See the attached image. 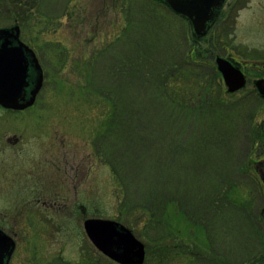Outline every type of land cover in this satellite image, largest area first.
<instances>
[{"label":"rangeland","instance_id":"1","mask_svg":"<svg viewBox=\"0 0 264 264\" xmlns=\"http://www.w3.org/2000/svg\"><path fill=\"white\" fill-rule=\"evenodd\" d=\"M7 1L3 7L0 4V27L11 26L15 20L25 21L27 28L22 37L32 38L31 45L39 50L45 68L44 84L32 108L16 113L17 121L21 122L16 121L12 127L15 119L9 123L1 121L11 118L0 119V225L17 232L20 245L13 264H117L89 241L83 227L88 217L111 218L131 228L146 243L142 264H190L176 257L167 261L165 253L161 258L162 252L157 250L160 243L189 251L195 260L192 264H219L220 256L228 257L227 253L239 262L246 260L247 252L250 255L257 252L259 240L262 241L259 251L264 253V200H260L259 191L252 192L256 190L253 186L258 188L257 183L251 177L241 176L252 175L242 169L257 168L264 177V149L256 145L250 153L240 143L220 147L217 142L222 127L214 119L210 121L216 112L204 113L220 109L218 102H222L234 111L228 114L222 109L223 116L235 113L236 120L245 117L233 137L239 133L240 138L245 136L250 143L251 138L260 137L259 131L264 134V99L259 100L252 93L254 76L264 75V0H229L222 18L200 39L193 37L182 18L169 13L156 0H89L86 16L81 10L72 13V9L87 0ZM124 2L130 6L127 16ZM23 3L29 4V11L21 6ZM141 13L145 22L138 18ZM154 22L156 26L167 24L174 29L177 39L180 35L189 36V45L197 53L194 57L202 68L189 74L175 72L169 86L156 89L157 98L147 95L143 102L139 98L138 102H130L132 109L140 110V115L132 119H138L140 124L131 125L130 136L135 138L133 142L139 141L140 148L152 142L150 153L154 154L153 159L157 157L159 166L157 172L148 171L145 165L149 163L144 157L138 171H132V157L125 155V130L119 133L122 123L130 120L131 115L126 110L121 116L115 114L111 96L105 90H89L87 80L93 64L91 56L93 59L108 56L109 52L103 54L102 50L96 54L98 48L109 43L106 41L123 35L114 42L113 51L111 47L113 55H124L125 48L132 46V42L125 43V24L131 32L127 38L142 43L144 39H156ZM169 29L165 30L168 34ZM46 31L49 41L44 36ZM170 35L175 36L172 31ZM161 40L170 41L163 37ZM163 47L158 46L151 53L171 56L172 52ZM224 54L247 64L243 69L250 74L249 82L237 92L229 93L224 83L217 82L216 77L220 79L221 75L214 58ZM105 59L99 60L103 67ZM173 62L177 67V62ZM174 90L177 102L173 99ZM121 101L127 103L124 98ZM13 137L18 138L16 145L12 144ZM171 138L175 141L190 138L186 151L193 156V162H186L174 150L171 157L163 155L162 145L166 149ZM256 159H260L258 164H254ZM35 162L47 164L46 170L38 168L33 172ZM57 179L62 180L61 185L64 181L71 185L70 201L30 199L31 194L61 192ZM177 181L191 188L192 195L184 199L188 207L194 202L192 211L202 203L198 198L210 206L213 186L209 184H221L216 198L223 202L227 198L225 192H230L232 197L228 192L230 203L226 207L232 215L228 218L222 208L216 209L227 217L221 222L218 213L211 211L207 216L196 213L189 219L176 203L167 202L164 209L158 207L161 210L158 218L168 224L174 235L159 241L163 226L157 224L156 218L144 219L136 204L148 202L156 211L155 193L159 197L166 191L178 195L181 189L172 186ZM197 185L199 189H194ZM75 192L80 196L71 202ZM203 223L207 228L199 225ZM227 236L234 238L226 242ZM25 237L32 244L30 241L25 244Z\"/></svg>","mask_w":264,"mask_h":264},{"label":"trees","instance_id":"2","mask_svg":"<svg viewBox=\"0 0 264 264\" xmlns=\"http://www.w3.org/2000/svg\"><path fill=\"white\" fill-rule=\"evenodd\" d=\"M0 2H1L0 4H2V7H3L5 6L3 2L7 3L8 1L0 0ZM157 2H158V5L162 6L159 1ZM123 4H125V2ZM21 6H24V3L21 4ZM125 6L127 7V9H125V14L127 16L128 10H130V6L126 4ZM88 8H89V5L87 6V9ZM87 9L83 3L81 5H77L76 9L73 8L72 13L75 11L81 10V13L84 16H86ZM75 15L80 16L81 14L76 13ZM138 18L140 19L141 22L142 20L143 22H145V15L143 13H141V15L138 16ZM152 26H153L154 31L158 32V34L154 35L156 39L155 40H153L152 38L144 39L142 43H139L140 41L127 38L129 36V33L131 32L128 26L125 24V36L127 35V37H125V41H126L125 43L132 42L131 43L132 46L125 48L124 55H121V56L117 54L113 55V52L111 53L110 49L112 47V51L114 50V46H113L114 42L117 41L119 38H121L123 35H116L115 37L113 36L112 39H109L108 41H106L109 43L105 44L102 48H98L96 50V54L100 50H102L101 53L103 54L109 52L107 54L108 55L107 57L103 56L100 58V59H105L106 57L105 62L107 63L105 64V67H103L100 64V61H99L100 59L98 56H95L94 59H93V56H91L93 64H91L89 67L90 72H89L88 80H87V83H88L87 86L89 90L93 92H99V91L105 90L107 93V96L109 95L111 96L112 102H114V113L115 114L117 113V115L121 116V114H123L124 111L126 110L125 113L131 115L130 120L126 119V122L124 121L125 123H122L123 127L119 131V133L122 130H125V155H127L128 157H132L133 164L130 165L132 171L134 170L138 171L140 167V163H141L140 160L142 161L144 157L149 163L145 165L148 171L157 172V169L159 166L156 165L157 157L156 159H153L154 154L150 153L152 150L150 149L152 147V146L150 147V144L152 145V142H150V144L147 146H144L141 143L142 146L140 148L139 141H137V143L133 142V139L135 138H132L130 136V135H133V133L131 132V125L136 124L134 127H138L139 126L138 124H140V121H138V119H136V121L132 120L133 118H136V116L140 115L139 113L140 110L136 112L135 108L132 109L130 106V102H138L136 101V99L138 98L140 102H143L146 99L147 95L152 96V98H157L155 96L156 89L160 91L161 87L169 86L171 79L173 75L175 74V72L189 74V73H193L192 71H195V70L200 71L202 68V65H200V62H198L194 57L197 55V53L194 52V50L189 45V41H188L189 36L187 37V35L184 34L183 36L180 35V39L179 38L177 39V32L174 29H169L170 27L167 26V24H163V26H161V24H157L156 26V22H154V25ZM168 29L170 30L169 34L165 31ZM171 31L175 34L176 37L173 35H170ZM167 35H170V37H168ZM162 37L170 41L167 42L166 40H161ZM151 39L152 41H150ZM158 46L160 47L164 46L163 48L165 49V51H171L172 52L170 54L171 56H168V54L160 55V54L151 53L152 50L154 48L155 49L158 48ZM173 61L177 62L178 64L177 67L175 66V63ZM173 68H176V69H173ZM97 71L101 74L100 76H98ZM122 77H123V80H122ZM208 78L210 79V77ZM216 79L218 82V77H216ZM173 93H174L173 99L175 100V102H177L176 97L178 95L176 93V90H174ZM161 97H162V94L160 92L159 98L161 99ZM256 97L259 100L262 99L260 98L259 95L258 96L256 95ZM123 98L125 102L127 103L125 104L122 103L123 101L121 100ZM162 99L168 101L165 97H163ZM182 103L183 102H179V105ZM218 103L221 104L220 109L214 110L212 109L213 107L211 106V109L213 110L212 112L210 113L206 111L204 112L208 114H214L216 112V116L211 117L210 121L214 119L215 121H217L216 123H219L220 126L222 127L220 138H218L217 145H219L220 147H224V146H227L228 143H232L235 146H237L240 143L241 146L247 147V150L250 151V153L253 152L252 147H255L256 145L258 147H263L264 149V134L261 135L260 131L257 134L260 137L251 138L250 143H249V140L245 136L243 137L241 136L240 138L238 136L239 133H236L235 136L233 137V133L235 132V129L238 127L240 123H242L245 120V117H243V119L240 118L236 120L235 113L232 115H228L229 114L228 112L233 113L234 112L233 110H229L227 107L224 106L222 102H218ZM222 109L225 110V113L227 112L228 114L223 116L224 112L222 111ZM201 112H202V109H201ZM205 118H203L202 120H204ZM124 126H125V129H123ZM128 127H130V129ZM134 130L136 131V129ZM165 132L163 134V143L166 140ZM189 140L190 138H186V139L184 138L182 140L175 141L173 138H171L167 144L166 149H164L163 148L164 146L162 145L161 152L163 153V155L171 157L170 155L171 151L174 150V154L176 155L177 153H179L186 162H191V161L193 162L194 161L193 156L190 157V154L187 153L186 151V144H189ZM121 141L123 142L124 138L121 139ZM259 160L260 159H256L255 161L253 160L254 164H257ZM244 166L245 165L243 164L241 168H244ZM242 170L248 171L249 173L252 174V175L243 174L241 176L251 177L252 180L257 183L258 188L257 186H253V187H256V190L252 192L256 193L259 191L261 194L260 200H264V181L262 180L261 174L260 173L258 174L259 170L257 168H254V169L248 168V169H242ZM177 182L178 184H175L174 182L172 186L173 188L179 187L181 189V192L178 195L176 194V192L173 193L172 191H169V192L166 191L162 194L161 197H159L157 193H155V201L157 202L155 203L156 211L154 210L153 206L150 205L148 202H142V203L136 204V208L142 211L144 219L145 217H148L151 219L156 218L157 224H160L161 226H163V228H161L162 236L159 238V241H165L167 238L173 237L174 235V232L171 231L168 224H166L165 222L161 223L158 218V215L161 211L158 209V207L162 206V208L164 209L167 206V202L176 203L178 209H180L181 212H184V214L187 215L189 219H191V216L193 214L200 213V214H204L205 216H207L206 215L207 212L211 211L212 213H218L217 215L221 222L227 217L221 216L220 212H216V209L220 210L222 208H223L224 213L226 215H229L228 218L232 215L229 208L226 207L227 203H230L228 199V195H227L229 191L227 190V193L225 192V195H226L225 197L227 198H224L223 202H221L220 198L219 199L216 198V193H218L217 188H220L221 184H217V183L209 184L210 186H213L211 190V194H210V199H209L210 202H208L210 203V206L208 207L205 206V202H203V199L198 198V202L202 201V203L196 206L195 209L192 211L194 202H192L191 206L188 207L187 206L188 202L186 199H184V197H186L187 195L189 196L192 195V192L190 191L191 188L188 186V184L182 183V185H180L181 182L180 181H177ZM229 186H232V185H229ZM233 187H236V186H233ZM193 188L199 189V185L194 186ZM229 195H230V192H229ZM193 196H195V194ZM196 196L198 197L199 194H196ZM230 197L232 196L230 195ZM243 198H242V201L244 200ZM253 199L248 200V201H252ZM260 200H256V202ZM256 202H254V204ZM199 225L203 226L204 228H207V225L204 223L199 224ZM233 238H234L233 236H227L225 241L228 242ZM207 240H210V239H207ZM210 242L212 244L211 240ZM261 245H262V241L259 240L257 252L251 255H250L251 252H247L244 255V258H246V260H241L239 262L235 260V256L233 254L227 253L228 257L220 256L219 264H264V253L259 251L260 247H262ZM145 246H146V243H145ZM157 250L162 252L161 258H164L163 253L166 254L167 261H171V260L173 261L175 259L174 257H176L180 260L184 259L186 260L187 263H190V264L195 262V260H193V257H194L193 254L189 253V251L185 252L184 249H175L171 247H166L164 244L161 245L160 243ZM181 253H183L184 256H182Z\"/></svg>","mask_w":264,"mask_h":264},{"label":"water","instance_id":"3","mask_svg":"<svg viewBox=\"0 0 264 264\" xmlns=\"http://www.w3.org/2000/svg\"><path fill=\"white\" fill-rule=\"evenodd\" d=\"M165 1L190 21L197 37L207 32L223 3V0ZM12 29L15 34L0 29V104L22 109L34 102L42 84V72L33 51L18 39V29ZM216 62L230 91L242 86L243 75L238 68L221 57ZM257 84L264 94V80ZM84 229L93 244L109 258L121 264H142L144 245L125 226L109 219L88 218ZM13 248L11 237L0 229V264H8Z\"/></svg>","mask_w":264,"mask_h":264},{"label":"flooded vegetation","instance_id":"4","mask_svg":"<svg viewBox=\"0 0 264 264\" xmlns=\"http://www.w3.org/2000/svg\"><path fill=\"white\" fill-rule=\"evenodd\" d=\"M88 1L89 0H87L85 3H84V6H86V9H87V6H88ZM161 2H164V0H160ZM229 4V0H224V2H223V5H222V7H221V10H220V12H219V15L217 16V18L215 19V21H214V23L212 24V26L209 28V30H208V32H207V34L209 33V31L212 29V27H213V25L218 21V20H220L221 18H222V14H223V11H224V8L227 6ZM29 4L28 3H25L24 4V7H26V11H29L28 10V8L27 7H29L28 6ZM164 5V4H163ZM31 7V6H30ZM165 7H168L166 4H165ZM32 13H30V15H31ZM29 15V16H30ZM26 18H28V15L26 14ZM15 22V24H13V25H11V26H1V27H5V28H8L9 30H10V32H12L13 34H15L16 33V31L15 30H13L12 28H14L15 26H16V28L18 29V35H17V37H18V39L21 41V42H23V43H25L26 45H28L29 47H31L33 50H34V52H35V55H36V57H37V59H38V63H39V65L41 66V69H42V86H43V84H44V80H45V68H44V66H43V64L41 63V60H40V53H39V50L38 49H35L32 45H31V40H32V38L30 37V36H25V37H22V34L24 33V31H26V28H27V26H26V24H24V22L25 21H23V20H20V21H18V20H15L14 21ZM206 34V35H207ZM205 35V36H206ZM45 37H47L48 38V41H49V35H48V31H46V33H45V35H44ZM43 36V37H44ZM202 38V37H201ZM200 39V38H199ZM217 56V55H216ZM215 56V57H216ZM224 58H227V59H229V60H231L232 62H233V64L235 65V67L236 68H238L240 71H241V73H242V75H243V84H242V86L239 88V89H236V90H234V91H231V92H229V93H232V92H237V91H239L240 89H242V87L245 85V84H247L248 82H249V73H248V71H245L243 68H244V66L246 67L247 66V64H244V63H241L240 61H238L235 57H233V56H231V55H229V54H224V55H222ZM249 74V75H248ZM222 75V74H221ZM257 76H260V75H257ZM257 76H254V78H253V80H254V90H253V94L254 95H257V94H263L262 92H261V90L259 89V85L257 84V82L259 81V80H264V75L263 76H261V77H257ZM222 80V81H221ZM218 81L221 83H224V80H223V76H220V79L218 78ZM32 84V83H31ZM31 84H30V86H31ZM227 87V86H226ZM228 88V87H227ZM227 90V89H226ZM38 95V94H37ZM30 108H32V106H30V107H27V108H25V109H22V110H17V109H11V108H5V107H3V106H1L0 105V119L1 118H5V119H8V118H11V120H5V121H1V122H12L14 119V121L12 122V127L14 126V123L17 121V118L19 117V116H17V114L16 113H18V112H20V111H24V110H28V109H30ZM7 113H11V115L10 116H7ZM23 117H25V116H23ZM42 117V116H41ZM41 117H38V118H41ZM21 121H17V123H20ZM19 127L20 128H23V126H20L19 125ZM16 133H18V132H16ZM18 140V138L16 139L15 137H13V139H12V144H15L16 143V141ZM16 145V144H15ZM17 152H18V150H17ZM17 152H16V154H17ZM33 164V162L32 163H30L29 164V166H31ZM45 165L47 166V164H44V163H38V162H35L34 163V166L31 168V170H33V172L34 171H36V170H38V168H44L45 170H46V168H45ZM28 176H31V175H28ZM31 177H35V176H31ZM261 177H263V175L261 176ZM262 180L264 181V177L262 178ZM34 182H36V181H34ZM64 183H65V181H64ZM63 183V185H61L62 184V180H59V179H57V184H59V186L60 187H62V191L61 192H59V191H54V192H52L51 194H44V192H41L40 194H31L29 197H30V199L31 200H37V201H39L40 199H42L43 201L48 197V198H50V200H54V201H58L59 199H61V200H63V201H66V202H68V201H70V193L68 192L69 191V186H71V185H68L67 183L66 184H64ZM35 184V183H34ZM78 184H76V186H77ZM72 186H74V185H72ZM78 187V186H77ZM78 192V191H77ZM77 192H75V194H74V198H73V200L71 201V202H75V201H77V198L80 196V195H78V193ZM72 198V197H71ZM80 199V198H79ZM78 199V200H79ZM80 211V210H79ZM80 213H81V211H80ZM0 229H2L4 232H5V234H7V235H9L10 237H11V239H12V241H13V243H14V249H13V251H12V253H11V255H10V257H9V260H8V264H13V262H12V260L14 259V257L16 256V251H17V249H18V247H19V241H18V237H17V232H15L14 230H7L5 227H2L1 225H0ZM28 235V234H27ZM23 241L25 242V244L26 243H28V241H30V244H32V242H31V240H29L28 238H23ZM25 260V259H24ZM24 260H20V261H24Z\"/></svg>","mask_w":264,"mask_h":264}]
</instances>
